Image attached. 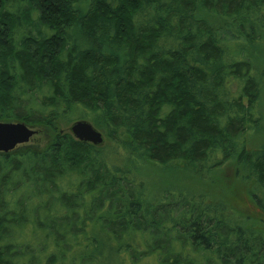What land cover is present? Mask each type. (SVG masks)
Segmentation results:
<instances>
[{
    "label": "trees",
    "instance_id": "trees-1",
    "mask_svg": "<svg viewBox=\"0 0 264 264\" xmlns=\"http://www.w3.org/2000/svg\"><path fill=\"white\" fill-rule=\"evenodd\" d=\"M257 29L264 0H0V120L39 134L0 152V264H264V218L148 198L133 174L232 161L264 216V147L243 138L264 73L225 48ZM77 119L105 141L60 127Z\"/></svg>",
    "mask_w": 264,
    "mask_h": 264
},
{
    "label": "rangeland",
    "instance_id": "rangeland-1",
    "mask_svg": "<svg viewBox=\"0 0 264 264\" xmlns=\"http://www.w3.org/2000/svg\"><path fill=\"white\" fill-rule=\"evenodd\" d=\"M256 34L260 40L258 39L259 41L253 45H247L248 43L240 45L231 41L225 48L228 56L250 57L254 68L261 69L264 73V31L257 29ZM230 88L233 91L236 90L235 83H230ZM256 111L257 124L249 127L243 136L247 150L264 147V79ZM59 124L62 129L69 130L72 122L62 120ZM37 132L25 145L39 143ZM100 132L102 133V131ZM102 137L103 143L105 141L103 133ZM170 167L147 164V166L134 170L133 174L140 175L138 179L142 181V192L146 197L153 199L166 191L189 192L195 195L196 201H200L204 205L218 207L222 210L224 217L235 218L241 222H244L246 218L252 220L264 218L250 199L253 184L245 178L244 170H238L234 162H224L221 167L216 169L200 170V176L194 174V168L188 165L176 164Z\"/></svg>",
    "mask_w": 264,
    "mask_h": 264
},
{
    "label": "water",
    "instance_id": "water-1",
    "mask_svg": "<svg viewBox=\"0 0 264 264\" xmlns=\"http://www.w3.org/2000/svg\"><path fill=\"white\" fill-rule=\"evenodd\" d=\"M72 135L84 142L99 145L102 133L88 120L77 119L69 127ZM35 127L18 120H0V152H8L18 145L26 144L36 134Z\"/></svg>",
    "mask_w": 264,
    "mask_h": 264
}]
</instances>
